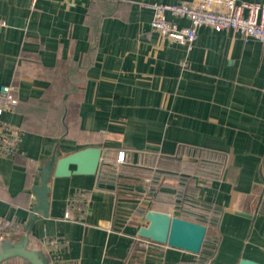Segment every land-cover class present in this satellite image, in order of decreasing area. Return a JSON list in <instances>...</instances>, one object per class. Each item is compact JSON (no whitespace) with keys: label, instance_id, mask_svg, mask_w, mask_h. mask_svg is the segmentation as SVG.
Returning <instances> with one entry per match:
<instances>
[{"label":"crops","instance_id":"0c3cea01","mask_svg":"<svg viewBox=\"0 0 264 264\" xmlns=\"http://www.w3.org/2000/svg\"><path fill=\"white\" fill-rule=\"evenodd\" d=\"M191 1L0 0V87L18 100L2 119L20 132L0 155V218L25 227L53 153L104 154L95 175L51 178L28 242L49 264H264V47L203 26L187 48L151 29L152 5ZM148 210L204 225L215 248L137 237Z\"/></svg>","mask_w":264,"mask_h":264},{"label":"built area","instance_id":"2783aa9c","mask_svg":"<svg viewBox=\"0 0 264 264\" xmlns=\"http://www.w3.org/2000/svg\"><path fill=\"white\" fill-rule=\"evenodd\" d=\"M153 17L151 29L162 38L173 41L187 48L192 47L196 38V30L210 27L215 31H232L245 40L252 38L264 47V0L262 2H243L237 0H193L178 5L151 6ZM183 18L190 22L188 27H178L169 21L166 15ZM3 26L0 21V27ZM18 100L13 87H0V155L12 154L16 148L19 129L5 123L2 116L6 112L15 111ZM125 161V152L118 151L116 163ZM23 224L0 218V243L4 240L15 241L23 233Z\"/></svg>","mask_w":264,"mask_h":264},{"label":"water","instance_id":"95a60500","mask_svg":"<svg viewBox=\"0 0 264 264\" xmlns=\"http://www.w3.org/2000/svg\"><path fill=\"white\" fill-rule=\"evenodd\" d=\"M99 148H84L75 153L61 157L53 153L39 169V184L32 187L35 205L33 214L24 227V234L17 240H4L0 243V264L13 259H20L27 264H49L47 257L38 250L28 247L29 234L33 223L48 216V194L51 178H65L71 175H95L103 160ZM75 169L71 170L70 167ZM260 187L253 190V195L260 198ZM261 199L258 200V203ZM255 202V199H252ZM252 217L249 213H240ZM146 226L139 227L137 237L153 243L167 245L175 249L197 254L200 252L205 235L204 225L183 220L162 212L146 211ZM239 264H258L251 260H241Z\"/></svg>","mask_w":264,"mask_h":264},{"label":"trees","instance_id":"16d2710c","mask_svg":"<svg viewBox=\"0 0 264 264\" xmlns=\"http://www.w3.org/2000/svg\"><path fill=\"white\" fill-rule=\"evenodd\" d=\"M117 154V153H116ZM204 243L207 245V246H215L213 243H211L209 240H208V238H206L205 237V239H204ZM205 245V246H206ZM215 248V247H214ZM214 248L212 249V251L211 252H214Z\"/></svg>","mask_w":264,"mask_h":264}]
</instances>
